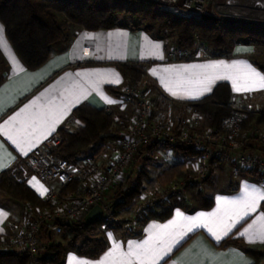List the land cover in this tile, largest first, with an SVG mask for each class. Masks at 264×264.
Returning a JSON list of instances; mask_svg holds the SVG:
<instances>
[{
	"label": "crops",
	"instance_id": "1",
	"mask_svg": "<svg viewBox=\"0 0 264 264\" xmlns=\"http://www.w3.org/2000/svg\"><path fill=\"white\" fill-rule=\"evenodd\" d=\"M261 5L264 6V0H241V3L233 4L239 8L234 9L238 15L250 17H264V7ZM0 36L7 45L0 46V172L17 164L60 126H68L69 121L73 120V109L83 102L114 112L115 119H129L134 104L122 101L106 89L107 86H125V80L115 67V62L144 64L148 78L157 93L167 99L164 98L168 102L167 107L199 99L209 94L221 81L229 83L234 103L264 100V88L254 86L252 91H236L233 85V80L238 86L246 82L251 84L256 80L243 65L250 66L260 76H264V69L257 66L251 57L253 48L250 45H236L230 56L168 60L164 54L165 40L154 38L144 30H132L128 27L86 30L77 27L70 33L68 41L54 45L50 57L42 66L29 70L14 53L4 30ZM212 64H235L241 67H203ZM2 67H5V70ZM185 68L190 71H182ZM208 76H231L232 79L218 78L208 81ZM205 86L210 88V91L197 95ZM173 92H176V95H173ZM108 100L112 103H108ZM13 117H16L15 121L12 120ZM111 145L107 144L96 157L98 162H105L103 152L107 153ZM86 157L88 156L81 159ZM180 158L186 165H193L197 159L195 153ZM226 168L227 164L219 162L212 166L213 180L207 189L212 190L208 196L212 200L210 208L201 207L199 194H195L173 204L170 208L171 214L166 219H149L137 231L126 232L116 226L102 228L108 245L99 257L88 258L67 251L63 257L64 264H74L73 258L86 264H101L106 258L107 264H125L123 258L129 250V245L143 244L150 239L163 240L165 244L172 245L166 254L161 253L162 259L156 260L155 264H252L253 258L239 247H219L218 244L231 236L243 240L247 245L264 248V242H249L247 236L241 235L249 226H253L255 231L264 223L261 221V217H264V211L261 209L263 200H258L255 210H249L248 215H244L242 219L236 215V206L231 203L221 204V201L241 200L246 187L249 190L264 192V185L246 172L234 175L231 169L227 168L228 171ZM223 171H228L231 179V174L235 176L236 179L231 180L234 182H229L230 178L227 180L226 177L220 176ZM131 173L129 172V176H132ZM26 184L43 199L44 184L28 171ZM107 196L109 199L118 198L115 190H109ZM32 206L35 205L20 202L0 190V235L14 232L19 227V220L27 219L33 213ZM126 206L119 208L121 213L130 210V207L124 210ZM177 213L180 215L177 216ZM213 213L216 215L212 216ZM201 214L209 218L198 221V226L188 223L190 219ZM225 230L227 235H223ZM213 233L221 235V239L217 240ZM109 253L114 255L109 258ZM132 264H139V261L134 259Z\"/></svg>",
	"mask_w": 264,
	"mask_h": 264
},
{
	"label": "trees",
	"instance_id": "2",
	"mask_svg": "<svg viewBox=\"0 0 264 264\" xmlns=\"http://www.w3.org/2000/svg\"><path fill=\"white\" fill-rule=\"evenodd\" d=\"M54 12L61 13L71 23L86 30L128 27L132 30H144L152 37L163 40H166V35H172L173 42L178 47L187 49L192 54L196 51V36L207 42L211 50L209 56L213 57L230 56L238 44H264V21L232 19L225 16L208 20L185 19L163 12L155 3L147 0H0V23L5 37L26 69L39 68L48 60L55 44L68 41L69 37L56 20ZM255 64L264 69L257 62ZM114 65L123 79L129 82V86H134L143 79L146 89L149 88L150 80L144 64L115 62ZM106 89L118 97L122 94L120 88L114 86H107ZM157 95L165 98L159 93ZM182 103L191 105L195 111L201 113L205 117L206 126L218 127L221 120L231 112L233 92L228 82L221 81L209 94ZM71 119L80 123L74 129H69L65 125L59 127L57 131L61 134L62 140L54 154L72 164L81 159L86 148L92 147L93 154H97L108 141L115 139L112 132L124 128L128 122L119 121L115 119L112 111L95 108L87 102L73 109ZM255 123L264 124V112L245 109L244 126ZM161 148L164 149L157 141H151L142 148L140 154L144 151L152 153ZM172 150L183 156L194 153L191 148L183 145H174ZM26 172L20 161L13 167L2 170L0 190L20 202L43 206L44 200L26 184ZM246 173L256 178L252 172ZM192 174L185 170L182 162H179L163 170L157 179L162 186L175 177L186 178ZM77 185L78 182L75 180L67 184L64 190L74 189ZM138 193V186H132L128 192H116V196L125 199L124 203L115 205L116 210L130 204ZM199 204L203 208H210L212 200L199 196ZM261 209L264 211V200L261 202ZM170 214V209L156 210L150 212L147 220H164ZM58 225V230L65 232L67 241L65 244L55 241L53 231L46 227L42 228L41 239L44 247L39 258L40 264H64L63 257L67 251L88 258H97L107 248V240L97 235L101 230L100 219L91 224L85 223L83 219L60 221ZM228 245L237 246L250 255L254 260L252 264H259L263 257L260 246L247 245L243 240L231 236L218 244L219 247ZM28 262L29 256L26 253L0 252V264Z\"/></svg>",
	"mask_w": 264,
	"mask_h": 264
},
{
	"label": "built area",
	"instance_id": "3",
	"mask_svg": "<svg viewBox=\"0 0 264 264\" xmlns=\"http://www.w3.org/2000/svg\"><path fill=\"white\" fill-rule=\"evenodd\" d=\"M155 3L159 10L185 19L201 20L204 15L230 17L234 9H239L228 0H147ZM224 9L225 13H220ZM236 13V12H235ZM197 42V41H196ZM166 44V41H165ZM168 60H185L193 57L209 56L201 47L194 54L180 47L165 46ZM120 97L132 102L135 113L129 118L118 136V151L110 163L100 164L95 156H88L77 163L58 158L54 150L61 143V134L55 131L19 161L26 170L39 178L45 186L44 206H32L33 213L26 222L10 234L0 235V252H23L29 256L27 264H40L39 258L44 244L41 239L42 228L58 230L60 221H78L96 204L102 208L100 227L122 224L115 205L124 203L118 197L115 201L108 198L111 184L121 173L129 169L135 154L151 141H157L165 150L174 145L191 148L199 161L194 175L177 179L162 194L142 198L137 213L126 220L135 227L148 212L156 206L168 202L189 188L203 189L209 177L212 164H228L236 175L240 172H252L258 182L264 185V126L252 124L244 126L245 112L233 109L225 116L218 127L197 128L200 115L187 103H182L183 117L175 120L171 114L154 117V103L148 96L142 81L134 86H125ZM190 118H185L189 116ZM147 153L143 154V156ZM78 182L77 190H64L73 181ZM90 182L88 184L87 182ZM121 190L130 191L133 186L123 185ZM111 188V187H110ZM139 216V217H137ZM130 226V225H129Z\"/></svg>",
	"mask_w": 264,
	"mask_h": 264
},
{
	"label": "rangeland",
	"instance_id": "4",
	"mask_svg": "<svg viewBox=\"0 0 264 264\" xmlns=\"http://www.w3.org/2000/svg\"><path fill=\"white\" fill-rule=\"evenodd\" d=\"M54 14H55L56 20L61 25V27L66 31V33H67V35L69 37L70 33L73 32V30L75 28H77L78 26L74 25L69 20H67L61 13L54 12ZM227 14L231 15L229 18H232V19L251 20V21H256V22L263 21L262 19L260 20V18L258 16L257 17H253V16L252 17H250V16L246 17L244 15H238V13H232V14L231 13H227ZM195 39L197 41V42L195 41V47H201V49L203 51H205L208 55H210L211 54V50H210L207 42L205 40L199 39L197 36H196ZM165 41H166L165 46H170V47L177 46L173 42L172 35H166V40ZM61 42H64V41H61ZM242 45H250L253 48V51H252V54H251L252 59L264 68V44H260V45H256V44H242ZM2 68H4L3 70H5V67H2ZM141 81L144 82L143 79ZM125 86H129V82L127 80H125ZM124 87L120 88V90H122ZM148 87H149L147 89L148 90V96L151 98L152 102L154 103V117L155 118L158 117V116L161 117L162 115H164L166 113L171 114L172 117L175 120H179L180 118L183 117V114L181 112L182 104H180V105L177 104V105H174V106L170 105L169 107H167L166 105L168 104V102L165 101L164 98L158 97V95H157L158 93H157L156 89L154 88L155 86H154V84L151 81L148 83ZM120 99L125 102V100H123L121 97H120ZM233 109H241L244 112H245V109L264 112V100H262V101L257 100V102L248 100V101H245L244 103L236 101L235 103L233 102L231 104V111ZM131 112L132 113H130L131 115H129V116L132 117L134 115V113H135V106H132V111ZM114 115H115V113H114ZM199 115H200L201 118L199 120L197 128H199V129L208 128L209 126H206V124H205V117L201 113H199ZM185 118H190V115L189 116H185ZM122 120H125V118H122ZM128 120L129 119H126V121H128ZM79 123H80L79 121L76 122L73 119V120L69 121L68 128L69 129H74L76 127V125L79 124ZM255 124L264 126L263 123H255ZM122 131H123V128H120L119 130L112 132L113 135H115V139L108 141L103 146V148H104L107 144H109V143L112 144L111 145V149L109 148L107 153H106V151L103 152L105 162L101 163L99 161L100 164L110 163V162H112L115 159L116 153H117V151L119 149V147H118V136L120 135V133ZM103 148L97 154H93V148L92 147L86 148L83 151L81 157L90 156V155L97 157L100 154V152L102 153V151L104 150ZM161 149L160 150H156V151H154L152 153L144 151L143 154L147 153V155H145V156H143V154H137L136 153L134 158L132 159V162H131V165H130L129 169L124 170L121 173V175L119 176V178L117 180H115L111 184V186H110L111 188L109 187V190H115V192L118 193V192H123L121 190V183L122 182H124L123 185H125V186H127L128 184L131 185V182H132L133 186H138V190H139L138 195H136L135 198L132 201H130V204H128L126 207H124V210L126 208H128V207H130L129 208L130 210L128 212H122V213H121V211L119 209L117 210V212H118L121 220H123V222H125L126 220H128L130 218H133L136 215L138 207H139V204H140L142 198L146 199V198H149L151 196H156L158 194H162L163 192L166 191L168 186H170L173 181H175L177 179H183V177H175L170 182H168V183H166V184H164L162 186L159 185L157 176L163 170L168 168L169 166H171V165H173L175 163L181 162L180 161V159H181L180 157H186V155L183 156L181 153H176L172 149H169L172 152H166L168 150H165V149L161 150ZM114 152H116V153H114ZM195 162L196 163H193V165H192V163L189 164V165H186V162H182L185 165V170H188V171L192 172L193 173L192 175H194L195 170L199 166L198 159H195ZM229 167L230 166L227 164V168L231 169ZM227 168H226V170H228ZM228 171H223L222 175H220V176H222L223 178L226 177V179L228 180V178H230L229 175H228ZM129 172H132L131 173L132 176H129L130 175ZM213 172L214 171L211 170V174H210L208 180L206 182H204L202 190H197L196 188L189 187L182 194V196L180 195V198H172L168 202H164L163 204H161L159 206L153 207L148 212V214L146 216H144V218L137 225H135V227L132 228V229H131V223H128L130 226L129 225L125 226V223L122 222V224H119L118 226L116 225V227H118L120 230H123V231H126V232H132L134 230L137 231V230H139L141 228V226L147 220L150 212H154L156 210L170 209L173 204L177 203L179 200L181 201L182 198L187 199L188 197H191V195H195V194L196 195L201 194V195H198V197L199 196H205V197L208 198V196H209V194L211 193L212 190H207V189H208L210 183H212L213 179H212L211 176H212ZM242 173H244V172H242ZM231 177L233 179H236V177L233 176L232 174H231ZM217 178H219V177L217 176ZM233 179L230 178L229 182L231 180H233ZM231 182H234V181H231ZM87 183L90 184L89 181ZM130 185H128V186H130ZM77 188H78V185L74 189L70 188V190H77ZM116 199L111 198L110 200L115 201ZM37 206H41V205H37ZM137 217H139V216H137ZM25 222H26L25 218L20 219L18 226L20 227ZM99 231L100 232H98L97 235L103 236L104 235L103 231H101V230H99ZM52 234H53V238H54L55 241L60 242L62 244L66 243L67 239H66L65 232H63L61 230H54L52 232ZM260 251L263 252V257L259 261V264H264V248L260 247Z\"/></svg>",
	"mask_w": 264,
	"mask_h": 264
},
{
	"label": "snow or ice",
	"instance_id": "5",
	"mask_svg": "<svg viewBox=\"0 0 264 264\" xmlns=\"http://www.w3.org/2000/svg\"><path fill=\"white\" fill-rule=\"evenodd\" d=\"M3 33V26H0V34ZM0 46L6 47V42L2 39V36H0ZM14 59V58H13ZM15 62V60H14ZM19 67V65H17ZM205 68L209 69H219V68H238L241 67L240 65H223V64H212V65H206L203 66ZM244 68L248 70V73L252 77H256L255 81H252L251 84L246 82L242 86H238L236 81L233 80V85L236 91H252L254 90V86H258L260 88H264V76H260L258 73H256L254 70L250 68L248 65H243ZM182 71H190V69H183ZM218 78H227L232 79L231 76H225V77H219V76H208L206 79L208 81H211L213 79ZM116 82L118 83L119 80L117 79ZM167 87V85H166ZM171 91V89H169ZM210 91V88L204 87L202 90L198 91L197 95H203L204 92ZM173 95H176V92L172 93ZM195 98V97H193ZM108 103H112L111 100L107 101ZM19 115V114H18ZM13 121L16 120V117L12 118ZM258 200H264V192H258L256 189L249 190L247 187L245 188V194L244 197L239 201H231V202H225L221 201V204L224 203H231L232 205L237 207L236 215L239 219H242L244 215H248L249 210H255V204ZM243 213L242 215L240 213ZM180 214L177 213V216ZM212 216H215L216 214H211ZM209 217H205L203 214L199 217L192 218L188 221L190 225L198 226V221H202L204 219H207ZM261 221H264V217H261ZM167 227V226H166ZM190 230V229H189ZM211 231V229H209ZM215 238L217 240L221 239V235H218L216 233H213ZM223 235H227V230L223 232ZM242 236H247L249 239V242H255L256 240H259L261 242H264V223H261L259 228H257L255 231H253V226H249L248 229L245 230V232L241 233ZM178 243V241H175ZM163 245V246H162ZM172 245L171 244H165L163 240H149L145 241L143 244L139 245H129V250L127 253L124 254V261L125 264H132L133 260L139 261V264H155V261L158 259H162L161 253H167L171 250ZM118 248V246H117ZM114 253H109V258L112 257ZM107 259L101 264H107ZM74 264H86L84 261H75V258H73Z\"/></svg>",
	"mask_w": 264,
	"mask_h": 264
},
{
	"label": "water",
	"instance_id": "6",
	"mask_svg": "<svg viewBox=\"0 0 264 264\" xmlns=\"http://www.w3.org/2000/svg\"><path fill=\"white\" fill-rule=\"evenodd\" d=\"M228 1H229V4L234 3V5L241 3V0H228ZM220 13H222V14L225 13L224 9L220 10ZM246 17H249V16H246ZM258 17L260 18V20L262 19L264 21V17H262V16H258ZM214 18H217V16H212V15L206 14L203 16L202 19L208 20V19H214ZM101 214H102V208L99 204H96L83 216V221L87 224L94 223L100 218Z\"/></svg>",
	"mask_w": 264,
	"mask_h": 264
},
{
	"label": "bare ground",
	"instance_id": "7",
	"mask_svg": "<svg viewBox=\"0 0 264 264\" xmlns=\"http://www.w3.org/2000/svg\"><path fill=\"white\" fill-rule=\"evenodd\" d=\"M234 3H231V5H233ZM262 6V5H261ZM262 7H264V6H262ZM256 12V11H255ZM233 13H235V11L233 12ZM259 15V14H258Z\"/></svg>",
	"mask_w": 264,
	"mask_h": 264
}]
</instances>
